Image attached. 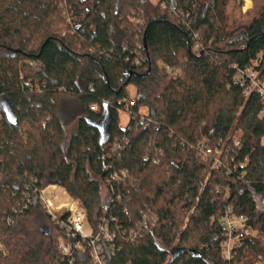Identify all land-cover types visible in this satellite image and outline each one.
I'll use <instances>...</instances> for the list:
<instances>
[{"label":"trees","instance_id":"obj_1","mask_svg":"<svg viewBox=\"0 0 264 264\" xmlns=\"http://www.w3.org/2000/svg\"><path fill=\"white\" fill-rule=\"evenodd\" d=\"M229 1L0 0V264H90L91 249L74 262L60 254L64 233L39 192L64 187L95 223L112 196L102 197L111 165L134 180L115 191L118 211L130 212L122 230L146 209L160 222L135 244L119 238L114 256L105 246L108 264H264L259 238H247L231 262L220 248L218 220L229 207L264 239V105L234 81V66L260 56L264 75V7L231 29ZM120 111L132 114L125 129ZM117 139L127 144L113 155ZM216 150L231 174L214 166Z\"/></svg>","mask_w":264,"mask_h":264},{"label":"built area","instance_id":"obj_2","mask_svg":"<svg viewBox=\"0 0 264 264\" xmlns=\"http://www.w3.org/2000/svg\"><path fill=\"white\" fill-rule=\"evenodd\" d=\"M162 7L166 9L167 6L163 4ZM133 21L141 23L136 17H133ZM196 39L195 50H200L202 45L198 35ZM261 58L262 56L252 61L246 68L234 66V81L245 87L246 99L255 94L264 105V75H262ZM141 59H143L141 52H137L135 64L140 65ZM165 74L172 77L176 75L168 67H165ZM130 106H134V102H130ZM92 111L97 112L98 107L93 106ZM129 116L132 114L129 113ZM141 123L145 128H149L152 121L143 116ZM124 144L126 145L127 141L117 139L111 148L113 155L122 152ZM198 145V148L203 151V157L209 159L213 150L207 146V141L199 142ZM234 147H240V141L236 140ZM216 154L218 157L214 166L225 167L228 171L227 175L231 174V167L221 160V152L216 150ZM231 161L234 162L233 159ZM155 163L158 162L155 161ZM245 164H248V160ZM133 184L134 180L128 171L117 169L112 165L108 167L105 187L112 196L110 201L102 206L101 215L94 224L89 223L88 214L82 202L72 197L67 189L57 184L42 189L39 192L40 204L53 224L65 235L58 238L60 254L70 262H74L77 254H87L88 249H91L90 264H108L105 246L109 247L114 256L119 238L122 237L126 243L135 244L143 235L152 233L157 228L160 218L150 209L141 211L140 216L132 221L133 226L128 231L122 230L125 225L124 218L129 217L130 212L127 208L121 212L118 211L122 203V195L115 191L120 186L129 187ZM58 197L62 198V202L58 203ZM218 224L223 232V239L220 243L222 259L231 262L235 251L243 246L247 238H255L256 233L248 226L247 218L236 214L232 207L227 208L225 214L218 220ZM87 229L92 231L91 236L87 234ZM121 231L122 236H120Z\"/></svg>","mask_w":264,"mask_h":264},{"label":"rangeland","instance_id":"obj_3","mask_svg":"<svg viewBox=\"0 0 264 264\" xmlns=\"http://www.w3.org/2000/svg\"><path fill=\"white\" fill-rule=\"evenodd\" d=\"M156 2V0H153ZM250 1L252 3V7L248 9H245L246 7V2ZM264 7V0H231L229 1L228 7L226 9V14L229 19V27L231 29H237L241 27L242 25H248L252 22V20L260 15ZM65 27H61L59 33L63 35L65 32ZM161 68L163 72L165 73V67L161 64ZM128 92L131 97L134 96L135 90L133 87L128 88ZM120 116V126L125 129L127 128L129 122H130V116L127 112L120 111L119 112ZM75 126V123L72 122L69 127L70 130H73ZM102 197L103 199L107 198V193L108 191L106 190V187L103 186L102 188ZM62 202V198L58 197V203ZM258 206L260 209L264 208V197H259L258 198ZM91 224H94V222H91ZM87 234L89 236L92 235V231L87 229L86 230ZM256 233V238H259V240L264 243V239L259 236L257 232Z\"/></svg>","mask_w":264,"mask_h":264},{"label":"water","instance_id":"obj_4","mask_svg":"<svg viewBox=\"0 0 264 264\" xmlns=\"http://www.w3.org/2000/svg\"><path fill=\"white\" fill-rule=\"evenodd\" d=\"M145 42H146V40H145ZM1 107L5 111L9 121L14 123L16 121V113H15V110H14L13 105L10 102V100L4 99L1 102ZM105 121H106V118H105ZM41 232L43 233V235L48 236L51 233V229L49 226H43L41 228Z\"/></svg>","mask_w":264,"mask_h":264},{"label":"bare ground","instance_id":"obj_5","mask_svg":"<svg viewBox=\"0 0 264 264\" xmlns=\"http://www.w3.org/2000/svg\"><path fill=\"white\" fill-rule=\"evenodd\" d=\"M251 6H252V3L250 1H247V5H246L245 9L249 10V8H251Z\"/></svg>","mask_w":264,"mask_h":264},{"label":"crops","instance_id":"obj_6","mask_svg":"<svg viewBox=\"0 0 264 264\" xmlns=\"http://www.w3.org/2000/svg\"><path fill=\"white\" fill-rule=\"evenodd\" d=\"M246 5H247V2H246ZM252 7V6H251Z\"/></svg>","mask_w":264,"mask_h":264}]
</instances>
